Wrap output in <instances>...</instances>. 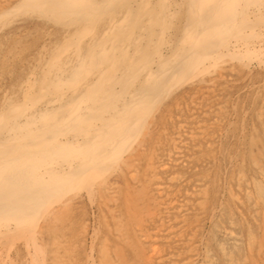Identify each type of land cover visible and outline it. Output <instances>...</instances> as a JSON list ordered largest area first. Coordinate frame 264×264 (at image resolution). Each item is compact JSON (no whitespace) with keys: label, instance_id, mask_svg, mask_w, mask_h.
<instances>
[{"label":"bare ground","instance_id":"6f19581e","mask_svg":"<svg viewBox=\"0 0 264 264\" xmlns=\"http://www.w3.org/2000/svg\"><path fill=\"white\" fill-rule=\"evenodd\" d=\"M23 19L42 24L40 29L35 27L39 37L29 48L24 40L33 31L19 25ZM10 36L9 43L6 38ZM20 54L25 55L18 76L0 83V234L9 238L0 242V264L198 262L202 244L198 215L206 209L208 181L194 177L181 192L174 191L170 181L177 180L174 166L186 162L188 142L197 136L210 138L201 123L207 119L200 118L208 110L200 107V99L205 95L216 99L215 87L228 80L233 63L247 69L255 61L264 67V0H0V69ZM184 86L190 88L183 91L189 94L185 105L193 129L179 115L182 103L173 100V111L166 103ZM217 105L219 109L220 103ZM162 106L168 109L163 117L171 123L169 127L159 124L156 112ZM155 135L163 136L162 146L158 140L147 149L146 137ZM247 145L253 167L247 163L258 173L254 186L264 203L259 190L264 183V143L250 134ZM142 156L145 173L138 172L137 161ZM112 171L124 182L121 190L129 229L127 218L121 220L115 209L117 190L109 180ZM234 180L237 192L241 191L242 175ZM237 192H231L234 204L239 200ZM164 193L172 194L168 202ZM82 194L101 210L106 230L117 240L110 244L107 237L102 239L96 263L92 248L95 228L87 234L91 244L83 261L78 259L82 255H70L86 234V219L79 230L75 227L77 232L72 229L73 236L69 233L71 216L67 217L74 204L77 210L75 201ZM214 206L208 212L211 221ZM218 229L227 236L232 234L229 224ZM248 241L252 245L256 240L250 236ZM257 242L262 248V239ZM17 243L24 250L19 261L11 255ZM48 245L51 258L46 257ZM120 246L133 252L132 263L123 258ZM201 252L211 264L207 247ZM255 264H264V258Z\"/></svg>","mask_w":264,"mask_h":264},{"label":"rangeland","instance_id":"374dc122","mask_svg":"<svg viewBox=\"0 0 264 264\" xmlns=\"http://www.w3.org/2000/svg\"><path fill=\"white\" fill-rule=\"evenodd\" d=\"M26 20V22H25ZM31 21V23H30ZM34 20H27V19H23L21 20L19 23V25L23 28V29H30V31H33V33L30 34V38L27 37L26 40H24V44L26 43V45L29 47H32L35 45L36 43V40L38 39L39 37V30H35V27L38 29L41 28L42 24L39 22L37 23L36 21V24H35V21L33 22ZM17 23V24H18ZM29 24V25H28ZM41 24V26H40ZM33 25V27H32ZM36 25V26H35ZM35 30V31H34ZM34 33H36L34 35ZM33 34V35H32ZM8 39V42L10 43L13 39V36L11 37H8L6 38ZM23 43V42H22ZM34 43V45H33ZM24 55L25 54H20V56L18 55V58L12 60L11 62H9L7 65L2 66V69H0V83L3 84V83H7L10 79H13L15 77L18 76V73H19V68H20V64L22 63V59L24 58ZM19 61V62H18ZM255 61H252L249 63L248 67L249 68H244L242 65H240L239 63V66L236 64V63H233L234 65H231V66H236L238 67L236 69V67L232 68L233 71H232V75L229 74L227 75V81L225 82H222V83H218V85L216 86L218 89H220L221 87V90L217 91L218 89L215 87V90L214 92L216 91L217 93V96L215 97L216 99H213L211 96H208V95H205L204 97H202L200 99V107H202L203 109H205L207 112V114H200V118L201 120L204 119L207 121H203L201 122L204 126H205V131L207 132L209 140L207 141L206 139H202L200 140V137H195L194 141H189L188 144L189 146H187V148L185 150L186 151V156L187 159H186V162H184V164H179L174 166V171H176V173L178 172L177 174V180L176 182H172L170 181L171 185V188L174 189V191H178V192H181L182 190H184L187 185H189V183L191 184L195 179H198V178H203L204 180L206 179L208 181V185H207V188H206V197H205V200H204V204H205V208L203 210V212H201V214H199V219H200V225H199V228H198V233L199 235H201V239H202V244H200V247H198V250L202 251L203 247H207V249L209 250V258L211 260V264H216V262L218 264H255L257 263V261H261L262 258H264V231L261 232L262 230H264V215H263V211H264V203L261 202V199L259 197H257L259 194H257V190L254 186V182L257 181V178L259 179V176H258V173L255 171V169H251L253 167L252 165V159H251V151L249 150V147L247 145V138L250 134H254L256 136V140L258 142H260L261 144L264 143V72L262 70H264V67L262 65H259L257 62ZM11 63V64H10ZM257 63V65H256ZM8 68H7V67ZM11 66H13L12 68H10ZM241 67V68H240ZM5 68V69H3ZM261 68V69H259ZM14 69V70H13ZM213 69V68H212ZM216 69V67H215ZM239 69V70H238ZM2 71H3V74H2ZM11 71V73H14V74H9L8 73ZM240 71V72H239ZM242 71V72H241ZM7 73V74H6ZM246 73V74H245ZM241 74V76L239 75ZM250 74V75H249ZM251 76V77H249ZM3 77V78H2ZM244 78V79H243ZM250 78V79H249ZM243 80V81H242ZM245 80V81H244ZM242 81V82H241ZM230 82V83H229ZM228 83V84H227ZM248 85V87H247ZM221 86V87H220ZM251 86V87H250ZM250 87V88H249ZM185 88V89H184ZM228 88V89H227ZM226 89V90H225ZM182 90V92H181ZM189 91L190 88L187 87V86H184L182 87L179 91H177V95L175 94L174 96H172L171 98H167V102L168 103V107L171 108V110L173 111L174 110V107H173V104L174 102H172L173 100H177L178 102L182 103V108L180 110V117L181 119H184L187 121V126H191L190 128H194V124L192 123V119H189L188 117V112H187V108L188 106L185 105L188 101V92H185V91ZM248 90V91H247ZM185 92V94H183ZM224 92V93H223ZM260 92V93H259ZM187 93V94H186ZM227 93V94H225ZM262 93H263V96H262ZM181 94V96H180ZM183 94V95H182ZM220 94V95H219ZM224 96H223V95ZM243 94V96H242ZM182 96H185L182 97ZM208 96V97H207ZM218 96L220 99H218ZM210 97V98H209ZM260 99H259V98ZM177 98V99H176ZM184 98V99H183ZM204 98V99H203ZM223 98V99H222ZM181 101H180V100ZM208 99V100H207ZM262 99V100H261ZM204 100V101H203ZM221 100V101H220ZM223 100V101H222ZM225 100V101H224ZM213 101V102H212ZM243 101L245 103H243ZM202 102V103H201ZM212 102V103H211ZM217 103H220V108L217 109L216 107L218 106ZM225 103V104H224ZM243 103V104H242ZM256 103V104H255ZM261 103V104H260ZM203 104V105H202ZM247 104V105H246ZM263 104V105H262ZM172 105V106H171ZM202 105V106H201ZM236 107V110H235V107ZM239 105V106H238ZM206 106V107H205ZM213 106V107H212ZM241 106V107H240ZM260 106V108H259ZM262 106V107H261ZM209 107V108H208ZM232 107V108H231ZM234 107V108H233ZM246 107V108H245ZM173 108V109H172ZM214 108V109H213ZM243 108V109H242ZM259 108V109H258ZM166 107H161L159 108V110H157L156 112V115L158 116V120H159V124L163 126H166V127H169V125H171V123L165 121L164 117H165V112L168 110H165ZM263 109V110H262ZM204 110V111H205ZM214 110V111H213ZM220 110V111H219ZM235 110V111H233ZM241 110V111H240ZM244 110V112H243ZM250 110V111H249ZM259 110V111H257ZM222 111V112H221ZM235 115H234V113ZM252 111V112H251ZM182 112V113H181ZM254 112L257 114L254 115ZM162 113V114H161ZM214 113V114H213ZM245 113V114H244ZM161 114V118H160V115ZM186 114V115H185ZM209 114V115H208ZM216 114V115H215ZM221 116H219V115ZM226 114V115H225ZM253 114V116H252ZM183 115V116H181ZM224 115V116H223ZM229 115V116H228ZM232 115V116H231ZM250 115V116H249ZM263 115V116H262ZM164 116V117H163ZM228 116V117H227ZM231 116V117H230ZM238 116V117H236ZM252 116V118H251ZM261 116V117H260ZM213 117V118H212ZM222 119H221V118ZM242 117V118H241ZM187 118V119H186ZM216 118V120H215ZM218 118H220L218 120ZM228 118V119H227ZM252 120H251V119ZM163 119V122L160 121ZM212 119L214 121H212ZM241 119V121H240ZM221 120H222V123H221ZM230 120V121H229ZM239 120V121H238ZM246 121V122H245ZM250 121V122H249ZM259 121V123H257ZM221 123V124H218V123ZM228 122V123H227ZM231 122H234L231 123ZM240 122L242 124H240ZM244 122V123H243ZM248 123V124H247ZM263 123V124H262ZM193 124V125H192ZM207 124V125H206ZM210 124V125H209ZM225 124V125H224ZM228 124V125H227ZM232 124V126L230 125ZM254 124V125H253ZM262 124V125H261ZM213 125V126H212ZM242 125V126H241ZM244 125V126H243ZM247 125V126H246ZM208 126V127H207ZM241 129H239L240 127ZM250 126H253L252 129ZM214 128V129H211V128ZM221 127V128H219ZM229 127V128H228ZM210 128V129H208ZM219 128V129H218ZM226 128V129H225ZM228 128V129H227ZM243 128V129H242ZM258 128V129H256ZM263 128V129H262ZM225 129V130H224ZM231 129V130H230ZM210 130V131H209ZM219 130V131H218ZM257 130V131H255ZM209 131V132H208ZM224 131V132H223ZM240 131V132H239ZM250 131V133H249ZM216 132V133H215ZM230 132V133H229ZM257 132V133H256ZM259 132V133H258ZM219 133V134H218ZM211 134V135H210ZM215 134V135H214ZM218 135V136H217ZM231 135V136H230ZM217 136V137H216ZM231 137V138H230ZM237 137V138H236ZM153 138V140H152ZM162 140H161V139ZM212 138V139H211ZM220 138V139H219ZM235 138V139H233ZM148 139V140H147ZM151 139V141H150ZM157 139V140H156ZM163 136L162 135H155L154 137H146L145 139V146L147 149H151L154 145H152L153 143L155 144L156 141H160V145L162 146L164 140H163ZM217 139V140H216ZM226 139V140H224ZM200 140V141H199ZM206 140V141H204ZM223 140V141H221ZM261 140V141H260ZM202 141V142H201ZM211 141V143H210ZM243 141V142H242ZM151 142V143H150ZM195 142V144H194ZM198 142V143H197ZM209 144H206L208 143ZM216 142V143H215ZM150 143V144H149ZM215 143V144H214ZM242 143V144H241ZM195 147H194V145ZM212 145V147L210 148V146ZM233 144V145H232ZM192 145V146H191ZM230 145V146H228ZM238 145V146H237ZM160 146V148H161ZM190 147L192 148L191 151H190ZM221 148V149H220ZM224 148V149H223ZM239 148V149H238ZM224 150V151H223ZM236 150V151H234ZM189 151V152H188ZM213 153H212V152ZM227 151V152H226ZM232 151V152H231ZM238 151V152H237ZM208 152L209 155H208ZM222 152V154H221ZM242 154H241V153ZM247 152V154L245 153ZM190 155H189V154ZM212 153V154H211ZM233 153V154H232ZM226 154V155H225ZM229 154V156H228ZM237 154V155H236ZM208 157H207V156ZM212 155V157H211ZM214 155V156H213ZM240 155V156H239ZM191 156V157H190ZM193 157V158H192ZM207 157V158H206ZM214 157V159H213ZM226 158V159H225ZM234 158V159H233ZM240 158V159H239ZM244 158V159H243ZM140 159V160H139ZM137 161V164H138V172H143L145 173L144 170V157H140ZM228 159V160H227ZM195 160V161H194ZM141 161V162H140ZM190 161V162H189ZM226 161V162H225ZM228 162H230L228 164ZM252 166L250 167L248 165V163ZM189 163V164H188ZM196 165H194V164ZM237 163V164H236ZM188 164V165H187ZM193 164V165H192ZM221 164V165H220ZM234 166H233V165ZM218 165V166H217ZM220 165V166H219ZM226 165V166H225ZM229 165V167H228ZM249 166V167H248ZM233 167V168H232ZM178 168V169H177ZM216 168V169H215ZM229 168V169H228ZM249 168V170H248ZM192 169V171H191ZM220 169V170H219ZM225 169V170H224ZM228 171H227V170ZM233 171H232V170ZM190 170V171H189ZM207 170V171H206ZM215 170V171H214ZM219 170V171H217ZM241 170V172H239ZM217 171V172H216ZM206 172V173H204ZM208 172V173H207ZM244 172V173H243ZM115 171L111 172L110 173V177H109V180L111 179L112 182H114V185L116 186V196H114V205H115V209L117 210V214L118 216H120L119 218L121 220L124 221V219L127 218V214H126V211L125 210V207H124V199H123V192H122V187L124 185V182L122 181L120 175H117L114 174ZM207 175V176H205ZM224 175H221L223 174ZM228 173V175H227ZM230 173V174H229ZM233 173V174H232ZM242 173V174H241ZM247 173V174H246ZM184 174V175H183ZM187 174V175H185ZM218 174V177H216ZM242 175V182L240 183V190L241 191H238L237 192V186H236V181L234 180L235 177L237 175ZM246 174V175H245ZM116 177H115V176ZM192 175V176H191ZM202 175V176H200ZM213 175V176H211ZM231 175V177H230ZM160 176L162 178H164V173L161 172ZM184 176V177H183ZM226 178H225V177ZM246 176V177H245ZM179 177V178H178ZM187 177L189 179H187ZM193 179H191V178ZM195 177V179H194ZM197 177V178H196ZM224 178V179H223ZM247 178V179H246ZM119 179V180H118ZM213 179H214V182H213ZM222 179V180H221ZM229 179V180H228ZM188 180V181H187ZM225 180H228V181H225ZM234 180V181H232ZM186 181V182H185ZM120 182V183H119ZM118 183V184H117ZM123 183V184H122ZM214 183V184H213ZM227 183V184H226ZM230 183V184H229ZM232 183V184H231ZM243 183V184H242ZM212 184V185H210ZM234 184V185H233ZM242 184V185H241ZM261 188L259 189L260 192L263 194H260L261 196H263L264 198V183L261 182ZM229 185V186H228ZM244 185V187H243ZM118 186V187H117ZM223 186V187H221ZM231 186V187H230ZM252 186V187H251ZM212 187V188H211ZM214 187V188H213ZM216 187V188H215ZM225 187V188H224ZM228 187V188H227ZM211 188V189H210ZM223 188V189H222ZM232 188V190H231ZM255 188V189H254ZM213 189V190H212ZM216 189V190H215ZM228 189V190H227ZM230 189V190H229ZM243 189V190H242ZM181 190V191H180ZM253 190V191H252ZM263 192H262V191ZM119 191V192H118ZM210 191V193H209ZM223 191V193H222ZM233 191H236L238 193V196H239V200L236 204L233 203V200L231 198V192ZM242 191H244L242 193ZM252 193H251V192ZM256 191V192H254ZM217 194H216V193ZM213 193V194H212ZM249 193V194H248ZM254 193V195H253ZM119 194V195H118ZM222 194V195H221ZM241 194V195H240ZM257 194V195H256ZM84 195V196H83ZM163 199L165 201L168 202V199L171 198V195L172 194H167L164 193L163 194ZM212 195H215V197H213ZM256 195V196H255ZM224 196V197H223ZM213 198V199H212ZM215 198V200H214ZM242 198V199H241ZM81 199V200H80ZM87 198L86 194H82L79 199L77 198V200L75 201L76 205H77V210H76V206L75 204L72 206V211L70 210L71 213H68L67 217H69V215L71 216L69 218V222L72 221V223L70 224L69 226V233L72 232L73 236L76 234V232L79 230L78 229V226L80 228V226L83 224L84 220L86 223V226L85 227V230H84V234H85V237L81 240V242L77 245L78 248H80V252L78 249V253L76 252V249L73 248V250H70V255H72V257L74 258H78L79 260H81V262L83 261V256L84 254L88 251L89 247L88 246L89 244V236L87 235L91 230L93 231V228H95V234H97V237H95V239L97 240H94V243L92 244V248H93V257L94 259L97 257L95 256L96 254V249L98 248V246L100 245V243L102 242V239H104L105 237H107V241L111 244V243H116L117 240H115V238L113 236H110V234L108 233V231L106 230V226H105V222L103 223L102 222V219H101V215L102 212L100 209H98V207L96 208V204L95 206L93 205V203L89 204L90 200ZM97 200V198H95ZM260 199V200H259ZM217 200V201H216ZM83 201V202H82ZM207 201V202H206ZM85 202V203H84ZM211 202V203H210ZM214 202V203H213ZM84 203V204H83ZM87 203V204H86ZM122 203H123V206H122ZM170 203V202H169ZM221 203V204H220ZM82 204V205H81ZM212 204V205H211ZM239 204V205H238ZM80 205V208L78 207ZM85 205V206H83ZM215 205V206H214ZM221 205V206H220ZM215 207L216 208V212H215V215H214V219L211 221L208 219V212H209V208L211 207ZM232 206V207H231ZM238 206V208H237ZM84 209H83V208ZM91 207V208H90ZM95 207V208H94ZM208 207V208H207ZM82 208V209H81ZM90 208V209H89ZM75 209V211H74ZM81 209V210H80ZM98 209V210H97ZM120 209V210H119ZM233 209L235 211H233ZM80 210V211H79ZM84 210V211H83ZM93 210V212H92ZM95 210V211H94ZM97 210V212H96ZM243 210V211H242ZM256 210V211H255ZM81 211H82V214H81ZM72 212H75L72 214ZM80 212V213H79ZM248 214V215H246ZM250 212V213H249ZM78 213V214H76ZM100 213V214H98ZM93 214V215H92ZM95 214V215H94ZM125 214V216H124ZM224 214V215H223ZM227 214V215H226ZM243 214V215H242ZM74 215V216H73ZM78 216V218H76ZM203 216V217H201ZM249 216V217H248ZM74 217V218H73ZM97 217V218H96ZM173 218V216H170V218ZM228 217V219H227ZM76 218V219H75ZM84 218V219H83ZM88 218V219H87ZM96 218V219H95ZM99 218V219H98ZM78 219V221L80 219H82L81 221H76ZM225 219V220H223ZM246 219V220H245ZM250 219V220H249ZM95 220V221H94ZM101 220V221H100ZM126 221V222H125ZM124 222L127 223V227L128 229L130 228V221L128 220V218L125 220ZM226 221V222H225ZM74 222H76L74 224ZM218 222V223H217ZM226 225L229 224L230 226V230H231V235H226L224 234L223 232H220V230L218 229V226H224L225 223ZM82 223V224H80ZM218 225H216V224ZM92 224V225H91ZM97 224V226H96ZM129 224V225H128ZM235 224V225H234ZM73 225H74V228H73ZM95 225V226H94ZM100 225V227H98ZM210 225V226H209ZM77 226V227H76ZM217 228H216V227ZM247 226V227H245ZM72 227V228H71ZM78 229L76 230L75 229ZM98 227V228H97ZM92 228V229H91ZM71 229V230H70ZM75 229V233L73 232V230ZM256 229V230H255ZM88 230V231H86ZM218 230V232H217ZM244 230V231H243ZM91 231V232H92ZM99 233H98V232ZM211 231V232H210ZM244 233H243V232ZM250 231V232H249ZM259 231V232H258ZM221 234H220V233ZM249 232V233H248ZM252 232H254L253 234L254 235H251ZM202 233V234H201ZM247 233V234H246ZM71 234V235H72ZM104 234H106L104 236ZM214 234V235H213ZM222 235V236H221ZM224 235H225V240L224 239ZM99 236V238H98ZM204 236V237H203ZM248 236V237H247ZM250 236H254L255 238V243H251L252 245H250V241H248L250 239ZM257 236H259L258 239ZM103 237V238H102ZM112 237V238H111ZM223 237V238H222ZM245 237V238H244ZM222 238V239H221ZM244 238V240L242 241V239ZM249 238V239H248ZM8 237L7 235L5 234H0V242H6L8 241ZM99 239V240H98ZM109 239V240H108ZM214 239H216L214 241ZM241 239V240H240ZM258 239V240H257ZM261 239H262V242H261ZM223 240V242H222ZM229 240V241H227ZM232 240V241H231ZM237 240V241H236ZM91 241V239H90ZM204 241V242H203ZM211 241V242H210ZM242 241V242H241ZM257 241H260L261 244H262V248H259L256 244ZM96 242V243H95ZM213 242H214V245H213ZM229 242V244H228ZM222 243V244H221ZM249 248H248V246ZM258 243V242H257ZM83 244V245H82ZM95 244V246H94ZM241 244V246H240ZM256 246H253L255 245ZM209 245V246H208ZM217 245V247H216ZM226 245V246H224ZM232 245V246H231ZM236 245V246H235ZM79 246H82V247H79ZM229 246V247H228ZM243 246V247H242ZM50 246L48 245V248H47V255L46 257L49 258L50 257ZM76 247V248H77ZM84 247V248H83ZM88 249H87V248ZM122 247V248H121ZM125 247V248H124ZM211 247V249L209 248ZM221 247H223L221 249ZM228 247V248H227ZM236 247V248H235ZM238 247V248H237ZM241 247V248H240ZM164 248L167 249V245L164 244ZM218 250H216V249ZM253 248V251L251 249ZM229 249V250H228ZM236 249V250H235ZM261 249V250H259ZM226 250V251H225ZM258 250V251H257ZM130 248L126 247V246H120V252L123 256L124 259H127V261H130V263H132V261H134V254L133 252H130ZM200 251V259L198 260V262H196L197 264H208L207 263V260L203 259L202 258V252ZM217 251V252H216ZM220 251V253H219ZM246 251V252H245ZM252 251V253L250 254V252ZM261 251V252H260ZM23 248L20 244H15V246L13 247V250L11 252V255H13L12 257L16 259V261H19V258H21V256L23 255ZM245 252V253H244ZM219 253V254H217ZM254 253V254H253ZM79 254V255H78ZM131 254V255H130ZM133 254V255H132ZM213 254H216L213 255ZM244 254V256H243ZM250 254V255H249ZM75 255V256H74ZM126 255V256H124ZM214 257H213V256ZM238 255V256H236ZM255 257H254V256ZM17 256V257H16ZM78 256V257H77ZM128 256V257H127ZM131 256V257H129ZM221 256V257H220ZM236 256V257H235ZM246 256V257H245ZM233 257V258H232ZM249 260H248V258ZM51 258V257H50ZM81 258V259H80ZM217 258L219 259L217 261ZM225 258V259H223ZM244 258V260H243ZM258 258V259H256ZM253 259V260H252ZM228 260V261H227ZM232 260V263L231 261ZM238 260V263L237 261ZM241 260V261H240ZM243 260V261H242ZM248 260V261H247ZM256 260V261H254ZM96 259H95V263H96ZM230 261V262H229ZM247 261V262H246ZM206 262V263H205ZM225 262V263H224ZM229 262V263H228ZM195 263V264H196Z\"/></svg>","mask_w":264,"mask_h":264}]
</instances>
